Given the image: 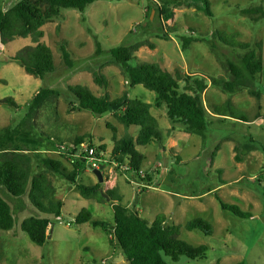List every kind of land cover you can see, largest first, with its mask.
Instances as JSON below:
<instances>
[{"label": "rangeland", "instance_id": "obj_1", "mask_svg": "<svg viewBox=\"0 0 264 264\" xmlns=\"http://www.w3.org/2000/svg\"><path fill=\"white\" fill-rule=\"evenodd\" d=\"M19 1L0 0V8L8 10ZM159 2L98 0L84 11L63 8L59 17L43 26L45 35L41 41L52 48L57 66L54 73L44 78L27 73L18 62L11 59L25 46L35 44L32 37H17L6 45L1 43L0 37V99L13 97L20 105V108H13L0 104V129L21 122L33 96L40 89L58 90L61 93L58 120L53 109L47 106L39 112L37 127L54 138L60 136L68 142L76 135L92 134L96 146L107 147L105 157L110 163L103 171L109 176L107 180L110 182L105 180L102 183L105 192L106 187L116 181V192L125 196V202L133 210L139 190L137 213L149 221L164 214L169 223L182 225L183 240L193 245L204 244L209 248L206 258L181 256L178 261H173L167 257L170 264H238L240 261L245 264H264V203L257 210L253 202H243V194L247 192L264 200V184H260L256 178L259 170L254 165L244 167L243 173V166L237 163L246 156L244 149L251 151L254 143L248 137L245 141V136L240 138L238 135V140L233 143L237 153L233 159L226 135L232 133L234 127L232 123H218L212 116L208 117L207 130L185 132L182 124H174L169 119L166 104L160 108L156 106V92L143 85L133 88L129 85L122 69L112 63L111 55L115 47L143 41L147 45L136 52L137 57L132 60V65L159 63L176 76L179 75L182 86L185 85L184 77L189 74L205 76L208 80L215 77L229 79L231 72L228 62L241 65V57L246 50L225 45L213 35L216 31L238 32L240 41L251 43L264 57V0H211L213 17L207 16L199 8L183 6L175 9L174 18L168 22H164L159 14ZM251 7L263 10L262 14H253L259 17L258 20L242 13L243 9ZM184 35L197 39L187 49L182 45L181 38ZM149 43H153L155 48H151ZM63 44L71 55L72 65L64 60ZM96 71L106 75L107 87L94 81ZM246 76L247 88L237 93H228L210 85L204 98L206 105L211 108L213 104H222L231 99L239 115L250 121L255 119L259 108L261 113L264 111V69L255 78L248 73ZM76 84L89 86L97 95L108 92L115 99L128 92L131 99L139 98L153 104L152 113L159 121L162 141L137 146L145 157L142 170L144 176L148 175L151 180L149 190L143 191L144 185L135 181L134 174L118 168V162L112 159L115 133L107 124L116 128L118 138L136 137L140 127H127L112 112L105 116L94 115L88 110L69 113V105L76 99L68 86ZM250 89L258 95L250 93ZM262 115L257 125L239 121L238 126L247 135L255 134L257 126L264 130V113ZM260 139L264 147V132ZM243 141L249 145L244 146L241 144ZM218 144L221 147L219 151L216 149ZM37 154L34 171L36 174L46 173L53 181L57 188L56 198L64 201L62 216L50 217V237L43 245H38L22 230V221L30 215L47 214L39 212L27 196L16 198L0 185V195L13 205L16 218L13 229H0V264H130L120 254H116L108 234L102 228L90 223H74L84 208L89 209L97 219L114 222L113 203L82 196L77 184L48 169L43 158H61L57 148L49 146L48 150ZM224 180L230 183L222 186L221 181ZM97 182L98 178L89 168L78 178V183L86 185H95ZM202 194L203 199L200 198ZM217 195L240 210L257 211L261 218H239L221 206ZM197 217L213 225L212 236L185 228L190 220Z\"/></svg>", "mask_w": 264, "mask_h": 264}, {"label": "trees", "instance_id": "obj_2", "mask_svg": "<svg viewBox=\"0 0 264 264\" xmlns=\"http://www.w3.org/2000/svg\"><path fill=\"white\" fill-rule=\"evenodd\" d=\"M98 0H20L8 10L0 8V37L3 45L8 44L17 37H32L35 44L27 45L11 59L18 62L27 73L38 78L54 73L57 70L55 56L52 48L41 39L45 32L43 26L60 16L63 8H75L84 11L89 5ZM159 14L164 22H168L175 16V9L196 7L207 16L213 17L211 0H159ZM242 13L250 15L253 20L263 10L258 8L243 9ZM239 33H227L216 31L214 38L225 45L239 47L246 50L242 55L241 65L229 61L228 67L231 72L229 79L215 77L208 80L205 76L186 75L185 85L182 86L180 76L163 68L159 63H139L132 65L136 59V52L147 45L140 41L135 44L121 45L111 50L112 63L122 69L129 85L133 88L143 85L149 90L157 93L156 106L158 108L166 104L167 115L172 122L182 124L185 132H201L209 127L208 117L210 110L218 115L234 117L242 121H250L247 117L236 112L235 105L231 99L222 104H214L211 108L206 105L204 94L210 85L220 87L228 93H237L247 88L248 73L255 78L264 69V57L249 42L239 40ZM182 45L187 49L197 39L193 36H182ZM260 46V44L258 43ZM155 48L153 43H149ZM63 57L68 65H72L70 53L61 47ZM94 81L100 86H108V79L101 71L94 72ZM69 91L75 97L69 105L68 112L88 110L94 115H103L109 106L121 104V108L113 111L119 121L127 127L139 126L136 137L126 136L118 138L116 128L107 124L108 128L114 131L116 141L112 150V159L121 165L128 164L134 179L151 185L148 175L141 177L144 155L137 146H146L152 142H161L162 133L159 129V121L152 113L153 104L142 99H131L128 92L113 99L110 93L97 95L87 85H69ZM250 93L258 95L250 89ZM61 93L53 88H42L32 98L29 110L25 117L15 125H8L0 129V185L16 198L27 196L30 203L46 216L30 215L22 221V230L30 239L43 245L51 234V216L59 218L62 216L64 201L56 198L57 188L46 173L36 174L35 158L37 153L48 150L53 146L60 151L61 158L46 156L43 158L44 165L55 172L58 176L77 184L78 190L86 198L97 199L100 202H107L101 189L102 183L86 185L78 183V178L88 170L89 155L84 145L94 147L97 154L107 152L105 145L96 146L93 135L90 133L76 135L71 141H65L60 136L55 138L48 132L41 131L37 127L39 112L47 106L53 109L55 119L59 117V103ZM0 104L20 108V105L13 97L0 99ZM47 107V108H48ZM210 109V110H209ZM57 124V122L55 123ZM61 144L68 147L74 146V153L63 152ZM220 148V144L216 149ZM80 149L83 153L79 156L76 151ZM107 154V153H106ZM75 155V156H74ZM74 157L75 162H71ZM215 154L213 156V160ZM103 164L107 165L106 157ZM69 163V164H68ZM106 178L105 172L103 171ZM149 186H143V191ZM106 193L111 198L114 210V222L97 219L89 209H82L76 216L75 224L90 223L94 227L102 228L109 236L110 243L116 254H123L130 264H170L167 257L178 261L181 256L191 259L206 258L207 245H193L181 238L182 225L167 223V217L159 214L151 222L133 211L124 201V197L116 192V188L107 189ZM221 206L231 210L235 215L242 218L250 217L251 214L238 209L236 206L227 204L217 195ZM15 210L13 205L0 195V229L11 230L15 226ZM185 228L190 231H200L207 236L214 233L213 225L206 219L197 217L190 220ZM220 264V263H217ZM238 264H245L240 262Z\"/></svg>", "mask_w": 264, "mask_h": 264}, {"label": "crops", "instance_id": "obj_3", "mask_svg": "<svg viewBox=\"0 0 264 264\" xmlns=\"http://www.w3.org/2000/svg\"><path fill=\"white\" fill-rule=\"evenodd\" d=\"M210 87V86H209ZM209 87L207 88V90H206V92H205V94L207 93V91H208V89H209ZM205 94H204V98H205ZM233 101V100H232ZM233 103H234V105H236L235 104V102L233 101ZM214 105V104H213ZM260 110H259V113H256L257 115H256V117H255V119H253L252 121H248V123H252V124H255V125H257V121H258V119L259 118H261L263 115V113H264V111H263V113H261L260 111H261V108H259ZM210 110V109H209ZM210 114H211V116L213 117V118H215V119H217L216 121L218 122V123H223L224 125H227V124H231L232 123V125H233V132L232 133H230V134H228V135H226V138L227 139H229L228 140V142L230 143V148H231V152H232V156H233V159H235V156L237 155V153H236V151H235V144H233L234 143V141H236V140H238V135L240 136V138H244V136H245V141L249 138V140L251 141V143H254L253 145H254V147H253V149L251 150V151H247V148H245L244 150H246V151H244L245 153H246V156L244 157V159L243 160H241V161H239V162H237V163H239L240 165H241V167L243 166V168H242V170H243V173H245V168L247 167V166H251V165H254L258 170H259V174H258V176L256 177L257 179H258V181H259V183L260 184H264V151H262V149H264V147H263V145H261V139L260 138H262V135H263V132H264V130L262 129V127L261 126H257L256 127V133L255 134H250V135H247L246 134V132L245 131H243L242 129H240V127L238 126V123H239V121H242V120H239V119H236V118H234V117H225V116H221V115H218V114H215V113H213L211 110H210ZM232 121V122H229V123H227V121ZM238 122V123H237ZM242 122H246V121H242ZM235 129H238L239 131H236ZM243 134V135H242ZM248 137V138H247ZM240 141V140H239ZM241 144H243L244 146H246L247 147V145H249V144H245V142L243 141ZM221 148V147H220ZM220 148L218 149V151L220 150ZM61 156V155H60ZM215 157H216V154H215ZM179 158V157H178ZM212 162H213V164H214V162H215V158H214V160H213V157H212ZM245 167V168H244ZM242 172V171H241ZM243 176V175H242ZM108 177L109 176H107L106 175V178H105V180H106V182H110V180H107L108 179ZM115 183H116V181H114V182H112V184H109V186L108 187H106L107 189H113V188H116V190H117V187H116V185H115ZM138 183V182H137ZM230 183V181H227V180H224V181H221V184H222V186H226V185H228ZM140 184V183H139ZM151 188V186H149V189ZM148 189V190H149ZM168 193H172V194H175V195H178L177 193H175V192H171V191H169ZM123 197H124V199H125V196L124 195H122ZM200 198L201 199H203V194L202 195H200ZM243 199H244V201L243 202H253V205H254V207L258 210L260 207H261V205L264 203V200H262L261 198H260V196L258 197V196H255V195H253L251 192H247V193H244L243 194ZM125 201V200H124ZM100 202V201H99ZM98 202V203H99ZM173 203V202H172ZM176 203H181V202H176ZM199 203L200 204H202V202H200L199 201ZM100 204V203H99ZM179 205H181V204H179ZM242 210V209H241ZM242 211H244V210H242ZM244 212H247V213H250L251 214V216L250 217H247V218H242V217H240V216H238L239 218H242V219H253V220H255L256 218L257 219H259V218H261L260 217V215L257 213V211H244ZM153 221V220H152ZM151 221V222H152ZM167 223H169L168 222V220H167ZM172 224V223H171ZM177 224V223H176ZM117 255H119V254H117ZM116 255V256H117ZM241 262V261H240ZM239 262V263H240ZM242 262H244V261H242Z\"/></svg>", "mask_w": 264, "mask_h": 264}, {"label": "built area", "instance_id": "obj_4", "mask_svg": "<svg viewBox=\"0 0 264 264\" xmlns=\"http://www.w3.org/2000/svg\"><path fill=\"white\" fill-rule=\"evenodd\" d=\"M60 148L63 152L74 153V149H73L74 146L73 145L71 147L70 146L68 147L65 144H61ZM84 148H85V151L88 152V155L90 156L89 157V164H92L93 166L99 168L103 164V161L105 160L104 158L106 156V153L100 152V154H97L96 149L94 147L89 148L87 145H84ZM82 153H83V151H81L80 149H78L76 151L77 156L81 155ZM69 157L71 158V160H70L71 162H75V159H73L74 157H72V156H69ZM121 168L123 169L124 172L131 170V167L128 164L121 165ZM140 175H141V177H144V171L143 170L140 171ZM139 183L144 185V186H147L145 183H143L141 181Z\"/></svg>", "mask_w": 264, "mask_h": 264}, {"label": "water", "instance_id": "obj_5", "mask_svg": "<svg viewBox=\"0 0 264 264\" xmlns=\"http://www.w3.org/2000/svg\"><path fill=\"white\" fill-rule=\"evenodd\" d=\"M121 104H118V105H112V106H109L108 110L105 111L103 113V116L105 115H108L110 114L111 112L115 111V110H118L121 108ZM89 169L96 175V177L98 178L99 182L100 183H103L105 181V177H104V174H103V170L105 169L106 165L105 164H102L99 168L93 166L92 164H89ZM136 181V180H135ZM138 182V181H136ZM147 186H150V185H147ZM101 192L103 194V196L107 199V201H110L111 198L109 197V195L104 191V189H101ZM139 193L140 191L138 190L137 192V195H136V201L134 202L133 204V210L135 211L136 210V206H137V202L139 200ZM50 237V236H49ZM120 257L121 258H124L123 254H120Z\"/></svg>", "mask_w": 264, "mask_h": 264}]
</instances>
